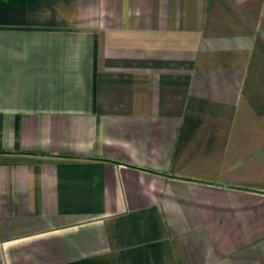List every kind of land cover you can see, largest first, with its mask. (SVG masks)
Listing matches in <instances>:
<instances>
[{
	"label": "crops",
	"instance_id": "0c3cea01",
	"mask_svg": "<svg viewBox=\"0 0 264 264\" xmlns=\"http://www.w3.org/2000/svg\"><path fill=\"white\" fill-rule=\"evenodd\" d=\"M0 264H264V0H0Z\"/></svg>",
	"mask_w": 264,
	"mask_h": 264
}]
</instances>
